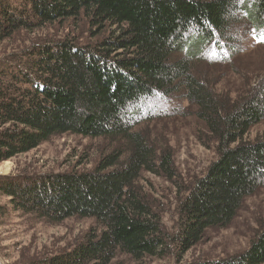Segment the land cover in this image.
<instances>
[{"label":"trees","instance_id":"trees-1","mask_svg":"<svg viewBox=\"0 0 264 264\" xmlns=\"http://www.w3.org/2000/svg\"><path fill=\"white\" fill-rule=\"evenodd\" d=\"M81 16L110 35L92 49L62 39L0 59V163L65 133L123 143L91 171L0 175L12 210L50 223L93 218L98 226L73 248L26 264H112L118 252L140 261L170 243L180 261L264 182V139L244 140L264 119V84L230 104L193 68L215 42L234 52L233 29L264 28V0H0V45L20 30ZM179 98L196 106L218 157L180 201L171 237L138 182L143 172L173 179L172 153L134 128L147 102L158 110L155 99H178V109ZM192 264H264V231L239 256Z\"/></svg>","mask_w":264,"mask_h":264},{"label":"rangeland","instance_id":"rangeland-1","mask_svg":"<svg viewBox=\"0 0 264 264\" xmlns=\"http://www.w3.org/2000/svg\"><path fill=\"white\" fill-rule=\"evenodd\" d=\"M238 45L234 52L226 44L210 45L193 68L208 84L213 93L231 103L264 84V28H236ZM111 29L91 27L83 16L55 22L33 31H22L0 45V59L45 42L69 39L75 44L92 49L110 35ZM264 40V39H263ZM16 51V52H17ZM158 99L147 102L135 119L134 131L147 135L157 150L169 149L173 179L143 172L138 186L169 236L178 232V205L187 190L218 157L217 143L195 115L196 106L185 99ZM149 106L151 108H149ZM160 113V114H159ZM264 139V119L253 126L244 140ZM122 142H110L65 133L54 135L26 154L0 163V175L12 177L59 176L72 172H87L95 168L101 156ZM0 264H26L41 257L65 252L80 242L92 229L98 228L93 218L70 217L50 223L32 214L11 209L8 198L0 196ZM264 231V182L247 196L232 221L225 227L207 229L180 261L175 246L170 243L163 255L145 256L140 261L118 252L112 264H192L201 261L226 260L243 253Z\"/></svg>","mask_w":264,"mask_h":264},{"label":"snow or ice","instance_id":"snow-or-ice-1","mask_svg":"<svg viewBox=\"0 0 264 264\" xmlns=\"http://www.w3.org/2000/svg\"><path fill=\"white\" fill-rule=\"evenodd\" d=\"M261 39H264V37H261Z\"/></svg>","mask_w":264,"mask_h":264}]
</instances>
